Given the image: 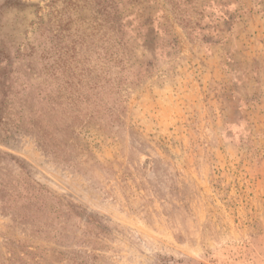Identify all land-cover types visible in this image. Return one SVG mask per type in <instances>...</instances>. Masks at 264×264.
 Listing matches in <instances>:
<instances>
[{
  "label": "rangeland",
  "instance_id": "1",
  "mask_svg": "<svg viewBox=\"0 0 264 264\" xmlns=\"http://www.w3.org/2000/svg\"><path fill=\"white\" fill-rule=\"evenodd\" d=\"M0 264H264V0H0Z\"/></svg>",
  "mask_w": 264,
  "mask_h": 264
}]
</instances>
